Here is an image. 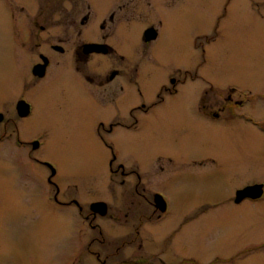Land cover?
<instances>
[{
    "label": "rangeland",
    "instance_id": "1",
    "mask_svg": "<svg viewBox=\"0 0 264 264\" xmlns=\"http://www.w3.org/2000/svg\"><path fill=\"white\" fill-rule=\"evenodd\" d=\"M204 1L170 0L171 8L167 11L161 6L163 0H156L158 12L164 16L158 26L159 39L153 45L155 64L149 68L152 76L138 79L143 97L131 88L128 102L155 101L166 69H188L192 82L169 99L185 102L196 99L200 84L207 103L224 100L227 95L235 99L239 94L242 98L259 99L254 111L256 116L264 117V20L261 17H264V3L252 5L236 0L228 12L229 17L221 22L220 38L202 53L194 46L201 49L208 45L201 36L196 41L197 34L207 29L205 20L211 15L219 9L220 14L223 13L219 2ZM3 16L0 12L1 54L8 52L5 43L9 40L1 24ZM136 26L141 28L142 24L136 23ZM92 64L96 70L97 66L106 65L95 60ZM196 69L204 81L199 79ZM72 83L70 77H63L58 85L42 94L45 97L31 99L34 111L28 132L31 139L40 142V147L31 155L39 163L33 158L28 160L27 155L25 160L16 159L12 146H0V264H57L59 250L66 249L64 243H70L71 248V242L76 239L75 230L84 229L82 222L70 216L74 215L72 209L50 206L42 194L22 197L23 185L17 178L21 175L46 178L49 170L45 165L48 164L56 170L55 180L70 196L84 199L108 196L104 178L108 176L111 151L106 144H114L117 162H137L142 172L148 169V160L156 154L161 162L164 160V172H159L155 180L168 183L173 211L207 209L206 221L194 223L191 230L194 235L191 232L188 241L191 252L206 256L200 264H264V246L261 247L264 199L233 203L240 187L264 181V132L256 131L243 120L224 122L232 123L230 126L206 120L200 122L187 105L175 104L156 111L159 118L152 121L151 132L98 133L97 120L109 118L106 107L74 100L77 95ZM59 86L64 90L62 94ZM231 88L234 90L230 91ZM1 102L2 99L0 106ZM161 115L171 117L161 119ZM167 157L172 159L171 163L166 162ZM202 157H205L202 167L193 163ZM211 158L215 159V165L207 162ZM14 161L21 163L19 168L14 167ZM117 191L119 189L112 185L109 191L112 198L117 197L113 194ZM106 223L109 225L110 221H102ZM152 230L154 228H148L144 240L163 239L170 233L158 227L159 236L155 237ZM114 232L117 233L118 228ZM70 248L68 245L67 250ZM151 252L153 250H144L141 254ZM215 252L222 256V262L211 263Z\"/></svg>",
    "mask_w": 264,
    "mask_h": 264
},
{
    "label": "flooded vegetation",
    "instance_id": "2",
    "mask_svg": "<svg viewBox=\"0 0 264 264\" xmlns=\"http://www.w3.org/2000/svg\"><path fill=\"white\" fill-rule=\"evenodd\" d=\"M169 1L163 0L161 3L167 11L171 8ZM204 2H219L223 13L220 14L221 9L216 11L209 20H205L207 29L197 32L196 41L201 36L208 45L206 49L194 46L202 53L220 38L221 22L229 17L228 12L236 0ZM245 3L263 5L264 0H245ZM0 12L4 15L1 24L9 39L5 43L8 52L0 53V146H12L16 159L29 160L40 147V142L31 139L28 132L34 111L31 99L45 97L42 94L58 85L63 77H70L73 82L74 94L77 95L74 100L106 107L109 118L97 120L95 130L98 133L138 135L144 130L151 132L152 121L159 118L156 111L175 104L187 105L200 122L206 120L215 125L222 123L230 126L232 120H243L256 131L264 132V117L256 116L254 111L259 99L242 98L238 93L240 98L227 95L224 100L207 103L202 96L203 85L200 84L196 99L186 102L183 99H169L190 83L188 69H166L155 93V101L128 102L131 88L143 97L138 79L152 76L149 68L155 64L153 45L159 39L158 26L164 16L158 12L156 0H0ZM136 23H141L142 27L139 28ZM212 26L214 29L209 28ZM132 55L135 57L130 60L128 57ZM94 60L106 65L97 66L96 70L92 64ZM196 72L199 74V70L196 69ZM199 79L204 81L200 74ZM59 90L61 94L64 91L61 86ZM169 117L160 116L161 119ZM228 121L232 123L224 124ZM106 146L111 151L108 176L104 178V189L108 196L93 199L70 196L55 180L56 170L48 164L45 165L49 170L46 178L21 175L16 180L19 179L23 185L22 197L42 194L47 204L60 210L72 209L74 215L70 216L83 223L81 226L84 229L74 232L76 239L71 242V248L70 243L65 242L66 249L59 250L56 263L200 264L204 261L206 256L191 252L188 241L190 233L194 235L191 231L194 223L206 221L207 209L199 207L193 211H173L168 183L155 180L159 172L163 173L165 169V161L161 162L157 154L148 160L149 167L142 172L137 162H117L114 144ZM33 160L38 162L35 158ZM166 162L171 163L172 159L167 157ZM207 162L216 164L213 158ZM193 163L202 167L205 157ZM12 164L18 168L21 165L17 161ZM255 184L263 185L259 198L245 197L235 202V192L233 203L262 201L264 181L247 183L240 189ZM112 185L119 189L113 193L117 194L115 198L109 192ZM34 214L37 220L36 212ZM105 219L110 221L109 225L102 224ZM186 226L189 231L184 229ZM149 227L154 228L155 237L159 236L158 227L170 233L163 239L144 240V233ZM115 228H118L117 233L114 232ZM262 244L261 247L264 242ZM68 245L70 250H67ZM144 250L153 252L141 254ZM245 251L250 252V248ZM210 261L222 262V256L218 252L212 253Z\"/></svg>",
    "mask_w": 264,
    "mask_h": 264
},
{
    "label": "water",
    "instance_id": "3",
    "mask_svg": "<svg viewBox=\"0 0 264 264\" xmlns=\"http://www.w3.org/2000/svg\"><path fill=\"white\" fill-rule=\"evenodd\" d=\"M36 144V143H35ZM263 193V185H252L248 186L242 190L237 191L235 202H239L245 197H250L252 199L259 198Z\"/></svg>",
    "mask_w": 264,
    "mask_h": 264
}]
</instances>
